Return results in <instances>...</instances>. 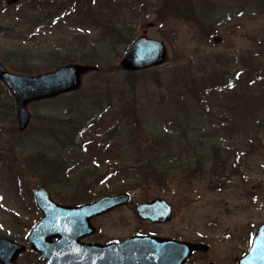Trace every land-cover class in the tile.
<instances>
[{"label": "rangeland", "instance_id": "374dc122", "mask_svg": "<svg viewBox=\"0 0 264 264\" xmlns=\"http://www.w3.org/2000/svg\"><path fill=\"white\" fill-rule=\"evenodd\" d=\"M20 1L8 6L5 0H0V24H20L19 27L9 24L5 32L0 29V62L7 70L17 72L9 60L18 61L23 55L38 59V63L30 65L39 73L52 70L59 63L95 66L97 70L82 77L77 94L28 104L31 120L24 132L17 129L14 99L0 82V237L26 244L25 237L38 217L31 191L48 182L35 169L34 155L38 151L51 159L57 155L69 156V152L60 151V142L54 143L53 130L70 125V120L82 110L84 102L77 106L78 92L91 95L96 90L101 96L107 93L106 98L109 94L114 99L120 97L123 103L134 98L137 118L145 125L150 123V128L156 130L154 136L163 137L166 131L178 135L184 130L188 137L196 136L187 140L191 145L195 141L205 142L206 149L210 150L213 145L216 153H224L223 147L229 146L234 150L233 155L237 154L236 164L229 170L225 166L227 162H221V169L224 167L227 172H224L225 182L220 185L213 181L191 182L181 177L163 187L142 185L130 190L128 205L112 210L97 221L98 238L121 241L157 229L161 234L209 244L213 250L194 256V261L205 264L218 256L220 264L234 246L236 222L241 220L244 225L241 226L246 228L249 221L264 220V0H96L95 4L87 2L92 16L82 11L85 0ZM185 1L193 4L201 28L194 20L180 17L176 11L173 13V3ZM98 22L111 25L110 31L98 29ZM142 34L163 41L168 56L160 66L135 72L132 94L124 84L127 72L117 66L132 41ZM91 43L95 44L93 50H100L99 57L94 55L95 51H88ZM110 66L116 67V71H109ZM247 72L251 76L248 81ZM223 82L233 87L231 99L217 94V86ZM123 89L126 102L120 94ZM211 89L216 93L207 95ZM254 97L259 99L256 104ZM115 104L123 115V104ZM97 112L100 118L98 108ZM117 114L115 109L107 110L103 120L97 122L110 128ZM187 123L189 129L182 125ZM147 133L150 134L148 130ZM211 134L209 139L200 136ZM105 136L104 131L84 137L74 135L85 149L78 147L71 153L78 168L69 171V182L65 185H71L76 181L73 178H78L79 168L83 166L79 157L86 165L100 164L102 170L124 177L119 168L110 167L114 157L107 151V145L94 146L95 140ZM165 146L179 148L178 136L172 146ZM160 151H163L160 155L167 154L164 148ZM215 152L210 150V155ZM229 159L234 161L233 157ZM109 180L113 190L118 182ZM215 186L223 189L214 192ZM52 193L55 199L64 196ZM154 198L165 199L173 211L170 223L158 228L141 220L134 210L135 204ZM20 259L37 261L31 252Z\"/></svg>", "mask_w": 264, "mask_h": 264}, {"label": "water", "instance_id": "95a60500", "mask_svg": "<svg viewBox=\"0 0 264 264\" xmlns=\"http://www.w3.org/2000/svg\"><path fill=\"white\" fill-rule=\"evenodd\" d=\"M17 1L6 0V3L11 5ZM166 57L163 42L142 35L131 44L120 60L119 68L137 71L155 67L164 63ZM95 69L69 64L48 73L23 76L8 72L0 63V81L14 97L19 131H24L30 121L27 104L79 89L82 75ZM32 193L43 216L27 240L34 251L47 258L46 264H184L194 250L204 248L151 236H133L107 245H85L79 242V238L89 230L90 219L127 204L130 200L128 194L105 196L92 204L68 207L53 203L42 187L35 188ZM135 209L141 218L152 222L163 223L171 217V207L163 199L138 204ZM54 237L58 238L55 242L50 240ZM24 250L25 247L15 241L0 238V264H16V258Z\"/></svg>", "mask_w": 264, "mask_h": 264}, {"label": "trees", "instance_id": "16d2710c", "mask_svg": "<svg viewBox=\"0 0 264 264\" xmlns=\"http://www.w3.org/2000/svg\"><path fill=\"white\" fill-rule=\"evenodd\" d=\"M45 2H48L46 0H43ZM90 0H85L84 3V11L85 15H89V4L87 7V2ZM41 3V1H40ZM179 2H174V11H176L180 17L186 18L187 20H194L196 24H200L196 18H195V12L194 7L192 6L191 2L185 1L181 4H178ZM178 6V7H177ZM22 22V21H21ZM99 23V22H98ZM9 24H12L9 22ZM9 24H0V29L5 32V29L7 26H10ZM19 27V23H13L12 26ZM110 26L108 23H102L100 22L98 24V29L104 28L107 31H110ZM14 29V28H12ZM119 32V31H117ZM22 40V38H21ZM25 41V40H24ZM105 43V42H102ZM106 44V43H105ZM104 44V45H105ZM95 45L94 43H91V46L89 48V52L93 53L95 51L97 57L101 55L100 50H93ZM105 47V46H103ZM105 48H103L102 51H104ZM11 59H14L10 57ZM9 58V59H10ZM24 58V61L23 59ZM11 68L16 70L19 73L22 74H37L39 73L38 69H35L30 64L38 63V59L32 57L31 55H23L21 59L18 61L12 62ZM9 61H6L7 63ZM44 64L48 65V63ZM62 64V63H59ZM49 66V65H48ZM109 71H116V67L110 66L108 68ZM133 73H127V77L124 81V84L128 85L130 88V92L134 94L135 92V84L133 79ZM250 72L246 73V80H249ZM251 77V76H250ZM232 78H228V80H231ZM230 82V81H229ZM108 85V84H107ZM245 87H248L247 83H244ZM97 88V87H96ZM216 88V87H215ZM217 94H220L221 96H227L230 99L234 96L233 93H231V90L233 87H229V83L223 82L220 83L219 86H217ZM206 89V87H204ZM213 89L207 91V95H214L216 92H211ZM95 94H83L82 92H78V104L77 106H80L82 102H84V106L80 111L78 116L75 118L73 117V120H70L71 124L68 126H63L61 128H55L53 130V138L54 143L58 145L57 143H61V150H65V153H68L69 156H54L55 159H51L46 157V154L43 152H36L34 155V162L36 166L35 169L38 170V173L42 176L45 180L48 182H42V185L46 187L47 189L51 191L58 192L59 190L55 187L57 184H63L65 183V180L63 181H54L56 179L54 178H63L67 177V175H70L71 170L78 168L75 162V157L71 156V153H75V149H78V147H81V149H85L82 147L81 144H78L79 141H76L74 138V135L82 134V136H90L91 134H102L103 131L106 134L105 138L102 140H95L94 146L97 148H101L104 145H107L108 152L113 155V159L110 160L112 163V166L110 167H117L119 168L118 172L123 173L124 177H119V174L111 173L113 181H116L115 185H113V192L117 191H128L135 188H138L142 185H163L164 182H169L170 180H173L175 178H186V179H197L199 181H214L218 183L225 182L222 179L225 178V170L224 167L221 169V162H227L225 166L228 165L227 170H229L233 165H235V161L237 160V155L234 154L233 148L231 149L229 146L223 147L224 153H216L215 147L213 145L209 147V149L212 152V155H210V150H207L206 147L201 143V141H195L193 145H199L197 147L191 145L188 143L187 140L191 138L196 139L195 134L190 135L188 137L187 132H184L182 130L181 133H163V137L160 136H154L156 133V130L150 128L151 125L149 124H143L142 121L137 118V114L135 112V106H134V98L131 99V101H128L129 103H123L119 98L114 99L111 94L107 96L108 98L104 97L106 94L104 93V96L101 92L93 90ZM125 93L126 90L123 89V91L120 92L121 96L123 95V100H125ZM77 94V92L72 93ZM241 98L244 96V93L241 94ZM65 96V95H64ZM64 96H61L59 98H62ZM67 96V95H66ZM205 96V94H204ZM253 97V96H252ZM58 99V98H57ZM60 100V99H58ZM97 100L98 104L95 102ZM257 98L254 97V104L257 102ZM100 102V103H99ZM116 102L123 104V115L121 114V109H117L115 107L117 104ZM104 106H107L104 108ZM122 106V105H121ZM103 107V108H102ZM97 108L100 112V119L98 117ZM115 111L118 113V118L115 120V122L110 125V128L105 126L99 122L98 120H103V116L105 113H107V110L109 112ZM105 110V112H101ZM4 120L6 121V118L4 117ZM83 120V121H82ZM69 121V120H68ZM67 121V122H68ZM91 121H93L92 125H88ZM78 123V124H75ZM184 128L189 129L188 123L182 124ZM147 130L150 132L147 133ZM7 133V132H4ZM162 134V133H161ZM146 137H145V136ZM63 136V137H62ZM175 136H178V140L180 142L179 148L172 149L171 147L167 149L165 144L172 146L173 139ZM203 138H211L212 134L208 137H205L203 135H200ZM61 137V138H60ZM147 141V143L143 140ZM4 141V140H3ZM57 142V143H56ZM207 142V141H206ZM146 145H149L148 147H145ZM163 145V147H162ZM236 145V144H234ZM192 146V147H190ZM77 147V148H76ZM157 147H162L167 154L160 155L158 154L161 149H157ZM234 147V146H232ZM96 148V149H97ZM67 149V150H66ZM196 150H199L200 153L196 152ZM216 151L218 152L219 149L217 148ZM115 155V156H114ZM233 157L234 161L231 162L229 158ZM82 157H79L80 161H84L81 159ZM93 160V159H92ZM213 160H215L213 162ZM79 161V162H80ZM39 167H38V163ZM230 162V163H229ZM80 166V165H79ZM109 167V168H110ZM234 167V166H233ZM80 169L79 175H97L102 174L104 175L105 172H103L102 167L100 164H93L92 165H83ZM88 170V172H87ZM106 170V169H105ZM104 170V171H105ZM70 171V172H69ZM102 171V172H101ZM37 172V171H36ZM225 172V173H224ZM215 179V180H214ZM217 179V180H216ZM67 182V181H66ZM69 182V181H68ZM67 182V183H68Z\"/></svg>", "mask_w": 264, "mask_h": 264}, {"label": "flooded vegetation", "instance_id": "af4514ba", "mask_svg": "<svg viewBox=\"0 0 264 264\" xmlns=\"http://www.w3.org/2000/svg\"><path fill=\"white\" fill-rule=\"evenodd\" d=\"M56 180L54 181H69L68 177L63 178H54ZM76 179L75 182H71V185L68 184H57L55 187L59 190V195H64L61 197V199H55L52 197L51 199L55 201L56 203L60 205H68V206H80L83 204L91 203L93 200H96L97 198L105 195L111 194V183L110 180L106 177L101 176H94V177H86V180L88 181H79V178H73ZM85 180V178H82ZM101 183L103 186H101ZM81 195V199H78V195ZM109 213V212H108ZM107 214V213H105ZM105 214H102L100 216L94 217L90 220L91 226L93 229L89 228L79 239L81 242L85 244H107L111 242V240H102L101 238H98V235L100 234V229L97 221L105 216ZM41 217V212H39V218ZM249 221V220H248ZM156 228L165 226L167 224H152L148 221H144ZM243 222L241 220H238L236 222L235 227V238L236 240L233 241L234 246H232V251H230L226 256L227 258L220 262V264H264V233L261 235L260 240L258 241L255 249L252 252V256L247 261H241L243 258H245L249 252V249L252 246L253 239L256 236V230L259 225L264 224V220L262 221H249L246 223V228L242 227ZM242 225V226H241ZM242 229V232L239 231V229ZM91 230H93L92 234H87ZM149 235H157L159 237H172L170 235L161 234L157 232L150 233ZM175 238V236L173 237ZM184 239V238H181ZM189 240V239H185ZM241 240V241H240ZM196 242V241H195ZM213 249L209 247V250L205 252V254L210 253ZM199 252H194L187 260V264H202V263H196L194 261V256L198 254ZM218 256H215L212 260H208L205 264H219L218 262ZM36 262H31L28 260L27 262L19 261V264H45L47 262V258H43L41 255H36Z\"/></svg>", "mask_w": 264, "mask_h": 264}]
</instances>
